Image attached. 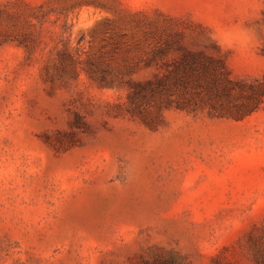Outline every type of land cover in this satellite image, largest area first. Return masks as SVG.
I'll use <instances>...</instances> for the list:
<instances>
[{
    "label": "rangeland",
    "instance_id": "obj_1",
    "mask_svg": "<svg viewBox=\"0 0 264 264\" xmlns=\"http://www.w3.org/2000/svg\"><path fill=\"white\" fill-rule=\"evenodd\" d=\"M0 264H264V0H0Z\"/></svg>",
    "mask_w": 264,
    "mask_h": 264
}]
</instances>
